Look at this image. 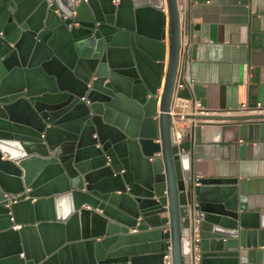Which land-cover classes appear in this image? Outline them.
Wrapping results in <instances>:
<instances>
[{
	"label": "water",
	"instance_id": "1",
	"mask_svg": "<svg viewBox=\"0 0 264 264\" xmlns=\"http://www.w3.org/2000/svg\"><path fill=\"white\" fill-rule=\"evenodd\" d=\"M187 2L0 0V264H186L196 219L201 264H264V213L173 121Z\"/></svg>",
	"mask_w": 264,
	"mask_h": 264
},
{
	"label": "crops",
	"instance_id": "2",
	"mask_svg": "<svg viewBox=\"0 0 264 264\" xmlns=\"http://www.w3.org/2000/svg\"><path fill=\"white\" fill-rule=\"evenodd\" d=\"M164 11L167 16L166 6ZM167 21L158 111L168 64ZM186 21L193 100H182L181 110L264 114V0H188ZM179 126L194 131V176L236 178L240 209L264 213V118H190ZM160 216H168V211ZM258 248L264 260V247Z\"/></svg>",
	"mask_w": 264,
	"mask_h": 264
},
{
	"label": "built area",
	"instance_id": "3",
	"mask_svg": "<svg viewBox=\"0 0 264 264\" xmlns=\"http://www.w3.org/2000/svg\"><path fill=\"white\" fill-rule=\"evenodd\" d=\"M189 52H190V48H189V41L187 38V22H186L184 26L183 36L181 40V47H180V66L183 68L184 72L189 63ZM182 86L183 85L179 83L176 86V88L177 89L182 88ZM82 99H84V97H82ZM182 100L188 101L189 99H178L177 98L174 103V109L172 110V114H175V111L177 110L176 112L180 116V117L173 118L174 124L178 128H184V127L179 126L180 123L184 122L186 119H190V118H185L184 116L186 114L192 113V112H185L181 110ZM259 107L263 108L264 106L263 107L259 106ZM133 231H136V229L133 228ZM190 238H191V252L188 256V262L186 264H201L200 263V251H199L200 234H199V226H198L197 219L194 221V224L192 225ZM165 257L166 258L168 257L170 259L169 255H166Z\"/></svg>",
	"mask_w": 264,
	"mask_h": 264
}]
</instances>
